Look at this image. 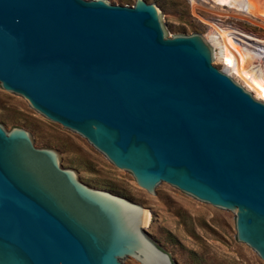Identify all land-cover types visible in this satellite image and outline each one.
<instances>
[{"label":"water","instance_id":"95a60500","mask_svg":"<svg viewBox=\"0 0 264 264\" xmlns=\"http://www.w3.org/2000/svg\"><path fill=\"white\" fill-rule=\"evenodd\" d=\"M159 12L0 0V86L148 193L170 184L233 212L237 240L264 262V101L212 64L202 34L166 36ZM41 138L0 124V264H184L149 232L159 212L88 185Z\"/></svg>","mask_w":264,"mask_h":264},{"label":"rangeland","instance_id":"374dc122","mask_svg":"<svg viewBox=\"0 0 264 264\" xmlns=\"http://www.w3.org/2000/svg\"><path fill=\"white\" fill-rule=\"evenodd\" d=\"M106 1L126 5L134 2ZM145 1L155 3L160 10L159 19L166 36L199 33L206 40L207 26L192 14L187 0ZM238 22L264 35V29ZM212 64L222 69L215 60ZM0 101L10 109L6 114L0 110V124L33 128L42 134L40 147L69 151V168L88 179V185L100 189L107 185L120 187L147 209L159 212L158 216L151 215L149 232L172 250L175 262L264 264L253 249L237 240L233 212L200 201L170 184L150 194L136 184L129 171L116 167L78 133L38 113L21 95L0 86Z\"/></svg>","mask_w":264,"mask_h":264},{"label":"bare ground","instance_id":"6f19581e","mask_svg":"<svg viewBox=\"0 0 264 264\" xmlns=\"http://www.w3.org/2000/svg\"><path fill=\"white\" fill-rule=\"evenodd\" d=\"M187 1L192 14L207 26L205 37L212 47L213 60L264 101V35L238 22L264 29V0Z\"/></svg>","mask_w":264,"mask_h":264}]
</instances>
